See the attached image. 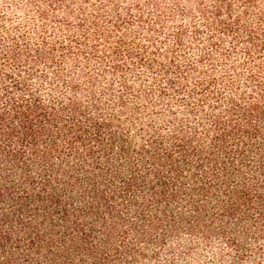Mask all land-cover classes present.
<instances>
[{
	"label": "trees",
	"instance_id": "trees-1",
	"mask_svg": "<svg viewBox=\"0 0 264 264\" xmlns=\"http://www.w3.org/2000/svg\"><path fill=\"white\" fill-rule=\"evenodd\" d=\"M107 2L110 30L98 14L80 19V41L69 44L82 55L87 42L93 54L102 43L101 60L120 72L118 95L113 83L98 90L90 75L65 74L54 44L23 60L0 54V264H136L174 254V244L191 253L216 243L254 264L264 255V16L249 21L257 0H199L203 27L193 22L192 34L200 41L208 29L207 52L182 63L175 54L158 70L124 49L128 33L117 36L135 25L162 47L170 17H153L151 0ZM179 24L168 34L177 50L188 32ZM239 50L242 60L217 74L216 53L225 62ZM32 59L43 68L30 70ZM136 62L168 85L132 87Z\"/></svg>",
	"mask_w": 264,
	"mask_h": 264
},
{
	"label": "rangeland",
	"instance_id": "rangeland-1",
	"mask_svg": "<svg viewBox=\"0 0 264 264\" xmlns=\"http://www.w3.org/2000/svg\"><path fill=\"white\" fill-rule=\"evenodd\" d=\"M63 3L60 7L54 6L55 3H50V0H0V54L9 57H16L20 60L24 59L25 50H29L32 53L31 57H34V50H38L41 54L48 51L47 47L55 45V50L51 53L52 56L61 57L64 56V63L62 69L65 74H69L71 77H76L79 80H83L87 75H90L96 81L97 89L100 90L108 83H113L114 92L118 95L121 92V85L119 84L120 72L114 74L113 64L106 63L101 60L100 52H102L103 46L99 47V52L93 54L90 50L92 42H87L82 47L86 50V54L80 55L75 50L74 43L69 42L74 38L80 41L82 33L78 27L80 19H90L97 15L99 16V25L102 29L109 28L110 24L107 23L111 14V7L107 4L108 0H62ZM132 0H113L114 5H119L120 9L128 7ZM150 4L158 5V9H149V13H153V17L157 15L170 17L166 26L160 31V39H165V45L160 47L158 40L155 38V44H151V39L148 37V31L146 29L141 32L134 29L136 26H130L128 29H123L122 33H118L117 37L122 36L125 33L126 45L125 50L128 51L132 48V51H141L144 54L146 63H149L153 68L157 69L160 64H167L171 57L175 54L178 55L180 63L182 61H196L203 52H207V41L209 40L210 33L208 29L202 30L200 41L193 39V27L192 23H196L199 29H202L201 15L198 11L199 0H151ZM241 1V0H237ZM100 3H103L107 13L98 11L97 7ZM111 4V3H109ZM140 4L144 5V0H140ZM234 14L241 15L242 7L239 3H234ZM171 7L183 9L189 15L184 19L178 17V13L174 10L172 12ZM40 11L45 12L48 15L47 20H43L40 17ZM146 13L148 9H145ZM102 12V13H101ZM249 21L252 22L253 16H264V0H257L255 8L250 9ZM149 18V17H148ZM153 21V20H151ZM90 23V22H89ZM182 23L187 29V35L183 39L184 49H173V41L168 37L170 31H174L177 25ZM70 25V28L67 27ZM106 27V28H105ZM84 28H89V32L92 35H97L95 27H91L86 23ZM46 33V34H45ZM43 38L49 42L48 45H43ZM73 38V39H72ZM153 39V38H152ZM75 41V40H74ZM83 42V40H82ZM81 42V44H82ZM113 45L116 40H111ZM53 45V46H54ZM61 45V49L58 48ZM230 42L225 40L223 43V50L230 48ZM73 47V48H72ZM89 47V49H88ZM236 55H232L230 59L224 62L223 57L217 52V62L215 63V69L217 74L222 71L224 66L238 63L242 60V54L240 52ZM175 52V53H174ZM1 59H4L1 57ZM134 60V59H133ZM43 63L38 62L36 59L30 60L29 68L37 69L43 68ZM45 67H49L51 73L54 72V67L45 63ZM131 66V65H130ZM141 63L136 62L134 66L130 67L127 73L128 83L135 89H140L144 93L152 94L150 91L155 88L154 79L161 81L168 85V81L161 76V73L157 71H149ZM172 76H170L171 78ZM168 78V77H167ZM164 79V81H163ZM167 87V86H166ZM157 98L156 93L153 95ZM174 254L165 250L160 254L157 259H150L146 257L144 259H138L136 264H250L249 259H244L242 262L235 261L233 253H226V248L216 243L212 246L204 247L201 245L196 246L191 253H185L182 247L173 245ZM149 250V249H147ZM150 251H147V253ZM238 262V263H237ZM254 264H264V255H257L255 257Z\"/></svg>",
	"mask_w": 264,
	"mask_h": 264
}]
</instances>
